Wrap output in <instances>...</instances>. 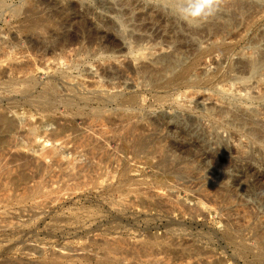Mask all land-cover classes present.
Masks as SVG:
<instances>
[{
	"label": "rangeland",
	"instance_id": "rangeland-1",
	"mask_svg": "<svg viewBox=\"0 0 264 264\" xmlns=\"http://www.w3.org/2000/svg\"><path fill=\"white\" fill-rule=\"evenodd\" d=\"M42 1L63 16L72 12L68 2L78 15L89 7L95 27L116 29L122 20L131 37L110 50L83 30L74 45L49 50V22L29 21L47 12ZM191 2L205 14L193 33L190 78L214 80L160 89L123 59L132 65L137 47L171 52L161 19L176 31L193 27L178 8L159 0H0V79L34 83L30 94L0 89V264H264V0ZM128 5L135 10L123 14ZM247 56L255 70L241 74ZM47 83L62 95L137 93L145 114L127 119L110 106L98 117L81 112L73 125L72 113L54 120L63 108L47 115L31 103ZM228 99L229 112L208 115ZM194 139L188 150L172 146Z\"/></svg>",
	"mask_w": 264,
	"mask_h": 264
},
{
	"label": "bare ground",
	"instance_id": "bare-ground-1",
	"mask_svg": "<svg viewBox=\"0 0 264 264\" xmlns=\"http://www.w3.org/2000/svg\"><path fill=\"white\" fill-rule=\"evenodd\" d=\"M159 1L178 8L180 10V15H184L193 27H188V31H176L171 25L168 26L169 28L167 27L168 21L166 19H161V25L166 27L165 29L168 31V34L165 37L166 44H173L172 51L168 54L155 55L151 52L142 51L137 47L131 51L133 54L131 57L132 65H130L126 59H123V61L125 60L124 67H126L127 71L134 73L144 81L153 82V87L160 89H168L172 86L180 87L191 86L194 84L197 85V82H202L204 84L211 83L214 78L199 81L190 78L192 76V74H190L191 70L198 61V58L195 55L193 59L191 58L192 53L198 50L199 44L198 39L194 37L193 33L197 34L201 31L199 26L201 25V19L204 17L205 10L200 7L199 3H192L191 0ZM41 3H43L44 9H46L47 12L45 13L42 9L39 12H32L31 15H29V21L33 26L41 24L43 20L49 22L48 35L49 38H53V43L49 47V50L74 45L81 35L80 32L83 30L88 31V38L92 40L96 35H100L103 38V42L110 50L115 47H119L118 49L121 50L124 48L122 42H126V40L131 37V34L126 31L122 20H119L116 24V29H114L113 26H108L105 22H103L101 27L93 26L92 22L86 17V14L91 13L92 10L89 7H86L85 14L78 15L75 10L76 3L74 1L68 2L67 5L69 6L66 9H72V12L67 11L66 13L70 14L64 16L60 15L59 10L56 7L51 6L50 3L44 1ZM120 3L122 4L121 1ZM135 8L136 7H130L129 5L128 8L124 9L123 7V14L135 10ZM26 12H28V10H26ZM69 26H71V29L68 28ZM112 30H115L117 35L114 36ZM211 33L216 34L217 31ZM216 49L218 48L216 47ZM219 49L224 51L226 50V47ZM135 51H137V53H135ZM124 58H126V56H124ZM188 58L190 60L186 61ZM239 63L240 66L238 67V70L241 74L254 72L256 66L255 59L247 56L241 58ZM228 69L229 73L225 78H232L230 72L234 69V65L230 64ZM214 77L216 78V75H214ZM33 87V80H26L23 83H20L12 78L4 81L0 79V89L8 90L9 92L20 90L24 94H30ZM72 92V95H62L57 89L47 83L43 86L42 91L31 99V103L47 115H50V112H52V109L56 106L63 108L62 115L53 117V119L57 120L64 118L66 115L69 116L72 113V125L82 122L85 119V117L80 114L81 112L89 110L90 115L98 117L103 109H108L110 106L126 113L128 115L127 119H131L138 114H145L144 107L139 104V95L137 93H130L126 96L117 94L101 96L95 93L85 94L80 91H74L73 89ZM230 105L231 100L228 99L221 107L211 106L207 109L208 115L211 118H214L215 115L227 113L231 109ZM132 110H134V113H131ZM107 121H110V119H107ZM12 123L13 122L11 121L8 123V131L11 130ZM185 135V133H182L180 137L185 138ZM137 142V144L142 147L146 143V138L140 139ZM196 142L197 140L194 139L190 144L183 145L172 140V146L188 150L189 146L196 144ZM53 150L54 149L51 148L49 151H46V153L48 154ZM169 172L171 171L169 170ZM190 208L194 211L198 210V208L194 206H191ZM170 226L171 222H167L166 227ZM166 230L168 229L166 228ZM224 236L228 241H231L234 239V231H228Z\"/></svg>",
	"mask_w": 264,
	"mask_h": 264
}]
</instances>
